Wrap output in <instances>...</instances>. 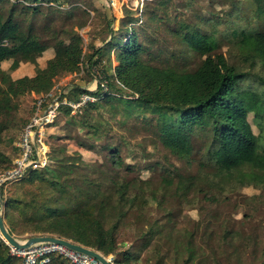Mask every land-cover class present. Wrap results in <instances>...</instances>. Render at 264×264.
Wrapping results in <instances>:
<instances>
[{"label":"trees","instance_id":"trees-1","mask_svg":"<svg viewBox=\"0 0 264 264\" xmlns=\"http://www.w3.org/2000/svg\"><path fill=\"white\" fill-rule=\"evenodd\" d=\"M251 1L255 16L264 20V0ZM16 5L11 4L9 16L4 22L0 16V116L13 96L27 91L38 95L50 91L54 93L51 90L54 76L60 71H76L82 55L83 39L76 34L68 44L57 45L55 55L49 58L44 68H37L35 75H20L12 79V73L10 75L2 69L3 61L12 59L10 68L16 70L21 62L36 64V59L47 49L36 33L23 32L13 20ZM124 7V18L118 28H125L127 34L123 42L113 45L116 50L112 65L115 66L112 68L110 63L101 70L96 90H88L82 84L70 82L60 86L54 96L60 101L79 100L84 94L94 98L93 101L85 102L75 115L83 111L89 115L91 110L104 108L106 104L114 112L120 102H124L121 104L124 110L120 112L123 116L135 113L136 106L151 108L159 113L157 139L185 164H190L193 154L192 135L210 129L211 141L207 153L211 167L188 177L182 173L173 177L176 169L167 168L159 182L128 178L121 170L123 163L116 150L105 154L107 159L101 164L102 174L93 176L85 172L92 164L86 163L78 155L74 157L63 152L53 155L46 132L48 164L44 168L30 169L23 179L16 182L22 185L10 191L5 199L2 215L7 230L18 239L35 235L63 238L99 251L104 256L112 255L114 264H132V261H137L138 254L133 256L128 250L117 251L118 234L133 226L139 227V238L144 239L138 253L150 244L157 232L162 234L159 240H164L168 245L167 254L175 264H219L218 253L221 248H232L234 254L239 256L234 230L226 229L219 239L215 231L207 234L216 247L206 258L193 245V231H184L177 224L163 226L157 220L141 221L146 218L145 212L149 207L162 208L168 198L176 197L193 204L199 191H204L201 184L218 192L226 191L225 185L232 181L242 186L264 184V93L240 86L248 74L242 65L229 60L225 53L216 51L220 44L218 30L206 33L182 25L177 32L186 50L200 58L193 70L148 62L141 55L144 48L134 36L133 27L141 21L144 10L137 5L133 8L128 5ZM32 9L36 10V7ZM108 10L106 8L104 13L105 29L114 39L115 32L111 28L114 18ZM82 14L90 16V12L85 10H82ZM233 15L228 10L224 18ZM84 25L85 22L80 24L81 27ZM231 26L220 33L223 38H227L230 48L235 52V60L243 61L250 71H264V29L248 32L238 26ZM106 46L108 44L96 47L88 55L87 72L102 62L95 57ZM229 56L232 54L229 53ZM131 104L133 108L128 107ZM71 113L69 105L61 104L57 116L46 130L59 115ZM249 113L253 114L255 125L259 128L258 134L253 132L248 121ZM2 131L0 124V141ZM18 155L16 148L15 157ZM15 157L7 159L0 149V167L7 163L1 172L13 166ZM54 159L58 166L51 168ZM171 187H174L175 194L168 196L167 190ZM203 199L214 203L219 196L207 192ZM155 250L158 260L154 264H161L165 256L161 255L158 247ZM0 264H20V259L10 254V247L1 236ZM47 264L69 262L53 254Z\"/></svg>","mask_w":264,"mask_h":264},{"label":"rangeland","instance_id":"rangeland-1","mask_svg":"<svg viewBox=\"0 0 264 264\" xmlns=\"http://www.w3.org/2000/svg\"><path fill=\"white\" fill-rule=\"evenodd\" d=\"M58 2L60 3L55 0L39 2L0 0V16L3 22L9 16L11 4L16 3L13 20L20 25L23 32L36 33L39 40L47 46L36 59V64L21 62L16 70H11L12 59L3 61L1 67L10 75L12 73V79H17L16 77L20 75H35L37 68H44L49 58L55 55L57 45L68 44L77 34L83 39L78 69L74 72L60 71L54 76L51 90L56 93L60 86L70 82L82 84L88 90H96L101 70L110 63L112 68L115 66L112 65L116 50L113 45L123 42L127 34L125 28H118L124 18L126 9L124 6L133 8L137 5L142 6L144 11L141 21L133 26L134 36L144 48L141 55L145 60L156 65H177L193 70L200 58L186 50L185 45L179 41L177 32L182 25L206 33L218 30L220 44L216 51L225 53L229 60L242 65V69L248 74L240 86L264 93V71H250L243 61L235 60V52L230 48L227 38H223L220 33L227 27H232L231 25L248 32L264 29V20L255 16L251 0H58ZM33 7H36V10H33ZM106 8L109 9V15L114 18L111 25L115 32L114 39H111L109 31L105 29ZM82 10L90 12V16L82 14ZM228 10L234 15L224 18ZM82 22L86 25L81 27ZM105 44L108 46L95 57L102 62L87 72L88 55L94 48ZM229 53L232 56H229ZM38 96L28 91L13 96L9 106L0 116V124L3 127L0 149L6 154L7 159L12 160L16 155L18 135L24 123L31 117ZM122 103L124 102L118 104L119 108L114 112H111L110 105L106 104L104 108L91 110L89 115L85 114V111L75 115L80 107L74 109L71 114L59 115L55 123L46 130L52 154L63 152L74 157L78 155L86 163L92 164L85 172L96 176L102 174L101 164L107 159L105 154L117 150L123 163L121 170L128 178L150 179L153 182H159L167 168L176 169L173 177H176L177 173L188 177L211 167L207 153L211 141L210 129L192 135L193 154L190 164H185L157 139L158 112L140 105L136 106L135 113L123 116L120 114L121 110H124ZM128 107L133 108V104ZM247 118L253 132L258 134L259 128L255 125L253 114L249 113ZM85 120L88 123L84 124ZM6 164L0 167V172ZM57 166L58 162L54 159L51 168ZM20 185L22 183L15 182L3 188L4 203L10 191ZM200 187L204 191H199L193 204L176 197L168 198L162 208L149 207L145 212L146 218L141 222L157 220L163 226L177 224L184 231H193L195 234L193 245L198 253L206 258L216 247L212 245L214 242L207 238V234L215 231L219 239L226 229L234 230L239 256L234 254L232 248L223 250L221 248L218 253L219 264H264V184L242 186L232 181L225 185L227 190L224 192L210 190L206 184H201ZM173 190L174 187L167 190L168 196L175 194ZM207 192L217 194L218 201L210 203L204 200ZM160 235L162 236L160 233H154L150 244L138 253V248L144 240L139 238V227L121 230L117 239V251L128 250L133 256L138 254L137 261H132V264H154L158 260L155 250L158 247L161 255L165 256L161 264H175L167 254L168 245L164 240H159ZM105 257L109 259L112 255Z\"/></svg>","mask_w":264,"mask_h":264},{"label":"built area","instance_id":"built-area-1","mask_svg":"<svg viewBox=\"0 0 264 264\" xmlns=\"http://www.w3.org/2000/svg\"><path fill=\"white\" fill-rule=\"evenodd\" d=\"M94 98L84 94L79 100H62L54 96L53 91L40 94L36 98L33 113L22 127L16 147L19 155L14 158L10 169L0 173V208L3 209L2 190L9 184L20 181L30 169L44 168L48 164L49 147L45 141L46 127L53 122L58 114V107L67 104L72 111L81 107ZM10 254L20 259V264H47L53 254L64 257L69 264H101L94 257L73 250L63 244L55 242L34 243L26 248L19 249L10 246ZM112 263V258H109Z\"/></svg>","mask_w":264,"mask_h":264},{"label":"water","instance_id":"water-1","mask_svg":"<svg viewBox=\"0 0 264 264\" xmlns=\"http://www.w3.org/2000/svg\"><path fill=\"white\" fill-rule=\"evenodd\" d=\"M0 236L5 241L6 244L19 249L26 248L34 243H39V242H55V243L63 244L73 250H77L79 252L88 254L94 257L96 260H98L101 264H113L101 252L71 242L63 238H57L49 235H35L26 238L25 240H20L14 237L12 234H10V232L7 230L1 208H0Z\"/></svg>","mask_w":264,"mask_h":264}]
</instances>
